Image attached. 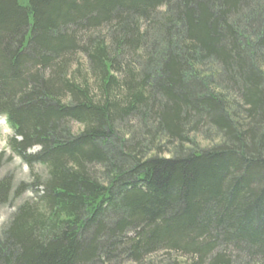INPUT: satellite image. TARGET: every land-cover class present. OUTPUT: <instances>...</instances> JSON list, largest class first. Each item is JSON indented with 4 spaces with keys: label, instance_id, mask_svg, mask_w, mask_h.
Listing matches in <instances>:
<instances>
[{
    "label": "trees",
    "instance_id": "obj_1",
    "mask_svg": "<svg viewBox=\"0 0 264 264\" xmlns=\"http://www.w3.org/2000/svg\"><path fill=\"white\" fill-rule=\"evenodd\" d=\"M0 116V264H264V0H0Z\"/></svg>",
    "mask_w": 264,
    "mask_h": 264
},
{
    "label": "rangeland",
    "instance_id": "obj_2",
    "mask_svg": "<svg viewBox=\"0 0 264 264\" xmlns=\"http://www.w3.org/2000/svg\"><path fill=\"white\" fill-rule=\"evenodd\" d=\"M73 132H78L76 125ZM13 136L11 129L3 118H0V180L8 177L11 182V191L8 200L0 204V232L7 227L10 218L18 206L34 199L36 188L46 178V170L41 165L27 167L21 159L16 157L9 149L7 142ZM200 145L207 144L203 139H197ZM37 148L31 149L28 154H34Z\"/></svg>",
    "mask_w": 264,
    "mask_h": 264
},
{
    "label": "bare ground",
    "instance_id": "obj_3",
    "mask_svg": "<svg viewBox=\"0 0 264 264\" xmlns=\"http://www.w3.org/2000/svg\"><path fill=\"white\" fill-rule=\"evenodd\" d=\"M38 149V148H37ZM29 152V151H28ZM30 154V153H29Z\"/></svg>",
    "mask_w": 264,
    "mask_h": 264
}]
</instances>
